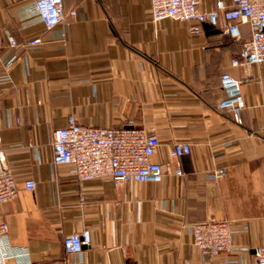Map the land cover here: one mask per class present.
Listing matches in <instances>:
<instances>
[{
  "label": "crops",
  "instance_id": "0c3cea01",
  "mask_svg": "<svg viewBox=\"0 0 264 264\" xmlns=\"http://www.w3.org/2000/svg\"><path fill=\"white\" fill-rule=\"evenodd\" d=\"M216 2L201 0V8ZM31 4L0 0V77L17 54L11 83H0V135L20 188L0 206L11 244L28 249L33 264H256L254 250L264 245V64L231 63L249 26L240 25V41L208 24L192 36L187 23H153L151 0H64L76 17L47 30ZM10 37L44 43L14 48ZM226 73L240 82L242 123L218 109ZM70 117L86 126L154 128L155 161L164 167L175 143H189L184 175L80 182L52 162L53 131ZM221 168L227 175L215 178ZM28 179L34 191L24 189ZM210 220L232 222L231 253L200 255L190 227ZM84 229L91 244L67 253L64 237Z\"/></svg>",
  "mask_w": 264,
  "mask_h": 264
},
{
  "label": "built area",
  "instance_id": "2783aa9c",
  "mask_svg": "<svg viewBox=\"0 0 264 264\" xmlns=\"http://www.w3.org/2000/svg\"><path fill=\"white\" fill-rule=\"evenodd\" d=\"M30 11L37 13L47 30L60 26L67 16L75 18V9L66 12L64 0H32ZM150 18L153 23L171 19L188 24L189 34L199 36L204 32V25L217 28L222 34L235 41L242 40L240 25H248L251 31L249 40L243 43L239 54L232 58L235 67L251 68L264 64V0H217L216 7L210 11L201 8V0H151ZM12 47H35L42 45L43 38L37 37L25 42H18L10 37ZM17 60L13 54L5 62V74L0 83L9 84V70ZM221 86L225 98L218 104L219 110L227 111L237 123H242V110L245 99L240 89V82L230 74H223ZM0 135V206L14 200L20 191L15 172L7 161V153ZM160 140L154 128L136 126L130 121L124 127H95L80 124L70 117L64 128L53 131V164L65 166L80 182L95 179L111 180L118 185L129 182H160L164 175L183 176L182 158L191 154L189 143H175L169 153L171 162L164 167L155 161L160 148ZM227 169L221 168L213 173L215 178H223ZM24 189L34 191L36 183L28 179ZM193 242L201 256L215 257L229 254L233 250L235 233L232 222L205 221L190 227ZM9 225L0 214V259L3 264H33L28 249L15 247L9 240ZM67 253H80L84 246L91 244V232L84 229L64 237ZM256 264H264V245L254 250Z\"/></svg>",
  "mask_w": 264,
  "mask_h": 264
},
{
  "label": "water",
  "instance_id": "95a60500",
  "mask_svg": "<svg viewBox=\"0 0 264 264\" xmlns=\"http://www.w3.org/2000/svg\"><path fill=\"white\" fill-rule=\"evenodd\" d=\"M205 26V28H206V26H208V25H204Z\"/></svg>",
  "mask_w": 264,
  "mask_h": 264
},
{
  "label": "trees",
  "instance_id": "16d2710c",
  "mask_svg": "<svg viewBox=\"0 0 264 264\" xmlns=\"http://www.w3.org/2000/svg\"><path fill=\"white\" fill-rule=\"evenodd\" d=\"M245 42V41H244Z\"/></svg>",
  "mask_w": 264,
  "mask_h": 264
}]
</instances>
